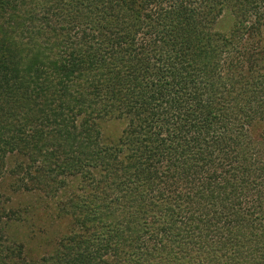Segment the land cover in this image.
Returning a JSON list of instances; mask_svg holds the SVG:
<instances>
[{"label":"trees","instance_id":"obj_1","mask_svg":"<svg viewBox=\"0 0 264 264\" xmlns=\"http://www.w3.org/2000/svg\"><path fill=\"white\" fill-rule=\"evenodd\" d=\"M263 28L264 0H0V171L101 230L112 196L55 201L75 181L101 188L126 152L129 191L145 184L134 201L155 215L146 229L134 212L108 244L264 264ZM102 118L126 122L121 148L99 144Z\"/></svg>","mask_w":264,"mask_h":264},{"label":"rangeland","instance_id":"obj_2","mask_svg":"<svg viewBox=\"0 0 264 264\" xmlns=\"http://www.w3.org/2000/svg\"><path fill=\"white\" fill-rule=\"evenodd\" d=\"M234 27L232 16L225 12L215 22L212 30L216 34L227 36ZM260 39L264 49V28L261 30ZM260 62L257 67L264 66V61ZM255 71L254 74H264V69L256 68ZM95 127L102 135L99 144L103 143V148H121L119 141L122 130L126 127L124 120L102 118L96 121ZM119 154L118 159L125 162L121 166L114 164L107 170L108 173H113V176L107 179L106 183L100 186L101 188L94 189L84 182L75 181L71 184L70 190L61 189L62 192L55 201L60 204L64 202L78 204L82 198L88 197L94 202L90 203L92 206H98L100 204L98 196L101 197L103 194L112 196L101 206L107 205L114 212L118 210L120 213L113 219L114 223H111L112 220L110 223H104L101 230L89 222L86 228L82 223L84 221L82 217L77 218L79 223H75L77 220L73 219V215L56 209L49 200L42 197V194L24 195L20 188H14L17 186L15 182L21 180L20 174L11 176L9 170L14 164L5 163L0 171V208L2 209L0 234L3 237L8 235L9 239L0 248V264H172L171 261L173 264H179L178 260L181 259L177 260V258L182 257L177 249L174 250L170 241L167 243L169 244L167 247L171 246L169 255L162 250L146 253L148 250L143 252V250L127 249L118 246L114 240L108 244L119 223L134 212H138V218L134 219L136 224L146 229L150 227L151 219L155 215L145 201H134L137 194H144L146 185L139 181V189L129 191L136 187L137 180L130 183L134 177L133 168L124 160L126 152L122 151ZM101 175L104 176V172ZM67 181L69 186L70 179L67 178ZM101 219L103 222V218ZM74 237L80 238L73 242ZM189 259L185 258L183 264H190ZM218 259L223 264L224 259L220 257ZM202 264L216 263L202 262Z\"/></svg>","mask_w":264,"mask_h":264}]
</instances>
